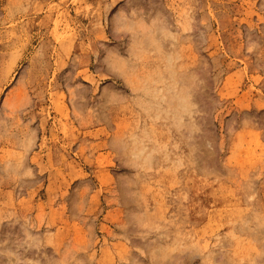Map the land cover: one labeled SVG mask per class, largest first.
<instances>
[{
	"label": "rangeland",
	"instance_id": "374dc122",
	"mask_svg": "<svg viewBox=\"0 0 264 264\" xmlns=\"http://www.w3.org/2000/svg\"><path fill=\"white\" fill-rule=\"evenodd\" d=\"M0 264H264V0H0Z\"/></svg>",
	"mask_w": 264,
	"mask_h": 264
},
{
	"label": "bare ground",
	"instance_id": "6f19581e",
	"mask_svg": "<svg viewBox=\"0 0 264 264\" xmlns=\"http://www.w3.org/2000/svg\"><path fill=\"white\" fill-rule=\"evenodd\" d=\"M178 106L184 111H186L188 109V104L183 98L178 99Z\"/></svg>",
	"mask_w": 264,
	"mask_h": 264
}]
</instances>
